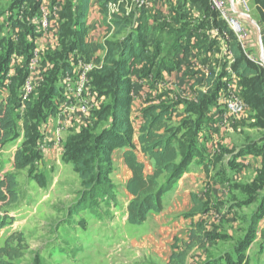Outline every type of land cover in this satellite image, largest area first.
Returning <instances> with one entry per match:
<instances>
[{"label": "trees", "instance_id": "trees-1", "mask_svg": "<svg viewBox=\"0 0 264 264\" xmlns=\"http://www.w3.org/2000/svg\"><path fill=\"white\" fill-rule=\"evenodd\" d=\"M43 1L11 0L10 5L11 8L24 6L37 17ZM118 1L98 0L106 16L109 13V4ZM90 3L91 0H66L62 6L58 22V46L62 53L53 52L52 56L48 54V59L43 60L41 70L44 77L32 97L26 99L24 93L26 82L29 79L27 68H19L20 70H17L16 74L15 70H11L13 67L11 60L15 54L14 47L10 46L5 56H1L0 53V88L7 89L9 92L8 97L0 102V148L19 137V121H23L24 137L26 138L23 145L26 150L22 148L16 155V170L26 169L32 162L41 158L39 150L37 152L32 150L33 142H36L39 135L38 130L43 121L45 108L51 107L50 115H54L51 112L52 108L56 109L54 100L61 96L60 88L57 86L61 79L60 73L73 75L76 72L74 64H71L72 60L75 62L76 58H71V56L77 54V56L87 59L93 56L92 47L86 41L88 34L86 19L90 11ZM255 3L260 19L264 23V0H255ZM4 7V3L0 1V19L5 15ZM173 11L175 16L172 18V23L175 25L164 23L163 26L155 27L152 30L146 23H142L136 32L131 31L121 42H106L104 46H100L106 50V60L102 70L93 75L91 85L96 84L97 97L107 101V108L98 112V122L95 125L78 130L75 135L69 138L66 145V161L75 167L86 188L82 202L83 210L92 207L96 200L106 199L108 195L106 193L112 187L109 184L103 186L93 182L98 178V175H104L102 172L101 174L97 173L96 161L106 162L109 166L108 173H110L114 151L126 149L124 160L132 172L126 188L132 198L127 208V220L132 226H142L151 213H162L164 196L176 186L196 157L194 150L201 126L208 122L207 115L220 92L225 88L222 84L223 75H217L216 70L211 71L202 83H194L193 89L196 87L202 89L196 90L197 102L191 103L187 109L189 116L194 120L190 123L186 122L188 120H184L179 126L173 124L176 103L171 102L168 92L159 98V103L147 102V106L142 112L139 143L141 152L154 162V172L151 175H146L145 165L140 162L132 142L134 135L131 119L132 103L128 96L131 98L133 81L130 75L132 72H138L142 78L150 75L158 76L163 71H176L179 67L175 62L176 55L181 52L186 55L193 46L200 53L203 51L207 53L206 44L208 41L201 40L197 34L198 31L194 30L196 32L194 33L183 27L185 25L182 22L183 9L174 8ZM118 23L116 21V24L120 26ZM219 24L222 22H217V26ZM34 25L35 27L30 28L31 31L22 27V33L25 35L23 41L26 44H21V47L25 49V56L31 49V46L27 45L28 42L33 41V38L40 33L36 23ZM226 26H219V29L225 31L229 38L228 51L234 58L233 71L242 80V99L254 113L253 128L264 130V69L259 68L255 62L247 58L237 36ZM193 42L194 45H192ZM32 43L35 45L34 42ZM212 46L211 44L209 49ZM1 50H3L2 42H0ZM57 58H63L66 61L58 67ZM67 60L69 64H64ZM197 73L193 70V76ZM128 90H130L129 94ZM93 92H95L94 89ZM166 96L169 98L166 99ZM20 109L24 111L22 116ZM103 122L107 125L100 132L94 134L93 130H96L99 123ZM180 134H182L181 137ZM33 135H36V138H31ZM261 142H264V137ZM260 153L264 157V143ZM29 155L32 158H29ZM108 173L104 176H108ZM257 182L263 185L264 169ZM192 198L194 207L186 215L187 217L205 211V206L198 196L194 194ZM19 200V184L16 175L7 173L3 177L0 176V233L14 223L15 218L12 213ZM263 217L264 198L258 212L251 219L252 223L259 222ZM202 232V225H196L191 229L190 243L186 249H182L176 242L168 264H186L188 252L203 242ZM250 241L246 238L243 245L247 247ZM27 249L24 235L13 234L8 238L4 247L0 248V264H16V261L24 256Z\"/></svg>", "mask_w": 264, "mask_h": 264}, {"label": "rangeland", "instance_id": "rangeland-1", "mask_svg": "<svg viewBox=\"0 0 264 264\" xmlns=\"http://www.w3.org/2000/svg\"><path fill=\"white\" fill-rule=\"evenodd\" d=\"M175 1H169L167 4L168 8L172 4L173 9L182 8V12H190L191 15H188V17L182 16V22L185 24L183 27L194 33H196L194 31L196 30L195 28L205 27L206 24L208 27L214 28L227 25L230 30L234 28V24L240 25L246 31L248 42L253 44V47L244 51L245 55L247 58H249V56L255 57L258 61V63L255 64L258 65L259 68L264 69L263 33L261 29L259 30L260 25L264 28V23L260 19L255 0H245L244 2L243 0H237L236 7L230 3L231 1L226 0L225 20L222 19L219 12L213 9L209 0H199L201 2L195 0H181V2L176 3V6H174ZM1 2L4 3L5 6V15L0 19V42L3 44V50L0 51L1 56H5L8 48L10 46L12 48L13 46L15 54L12 56L11 66L13 67L11 70H15L16 74L17 70L27 68L30 77L32 74L30 66L34 65V62H43L44 59H48L47 55L50 54L52 56L53 52L58 51L62 53L59 46L56 48L46 47V43H44L45 38L43 37V35H49L53 29L58 27L56 24L58 20L55 15V7L59 9V1L53 0L54 5L48 9L50 18L49 28L47 30H43L41 27L38 20V15L40 13H38L35 22L40 32L37 36L39 40L37 46L32 43L35 42V40H30L28 42L27 45L28 47L31 46V49L26 53L27 56L24 55L25 49L21 47V44H24L23 36H25L24 33H22V27L26 30L35 27L33 18L36 15L34 16L24 6L11 8V0H1ZM156 2V0H147L146 4L140 8L136 0H125L124 6L126 8L119 10V12L112 17V21L115 18L118 20V24L123 28L124 32L122 33L117 30L112 32L109 28L110 30L106 33V37H110V40L114 39L116 42H120L123 34H127L128 30L138 28L141 21L138 20L139 15L142 16L145 13L148 14L147 18L149 20L155 19L158 21L152 25L153 28L163 26L164 23H167L165 21L169 20L171 16L163 14L161 17H158L162 12L156 10ZM125 12H128L127 17H122L121 14ZM154 12L156 14L155 17L153 15ZM249 14L252 15L250 20L248 19L249 17H244ZM211 15L213 16V20L210 19ZM106 22V27L110 26L109 16ZM217 22H222V24L217 26ZM113 24L115 25L114 21ZM127 25L131 26V28ZM199 31L200 29H198V32ZM156 34H158L157 31ZM197 34L200 36L201 40H205L206 35L204 32L200 31V33ZM211 36L214 37V34ZM215 39L223 46L222 51L211 55V58H208L207 63L204 62L203 66L208 65V68L216 70L217 75L222 74V84L225 87L223 91L231 93L232 95L235 93L228 91L230 90V84H232L230 76H232L231 74L234 67V64H232L233 60L230 59V54L226 52V44L222 35L216 33ZM94 54L97 55L95 59H91L94 55L89 59L77 56V54L71 56V58H76L75 62H71V64H74V68L78 69L76 74L83 70H87L88 77H90L91 81L93 75L102 70L101 68L106 60V57L103 58V52L97 51L94 52ZM208 55L209 54H207V56ZM209 59L210 63H208ZM57 61V66L59 67L66 60L57 58L56 62ZM64 64H69L68 60ZM158 64L159 62L157 65ZM187 66V64L182 65L177 71V74H175L178 78L177 84L180 85L177 86L178 88H176V90L178 92L182 90V92L179 93L180 97H178V99L186 101V110L189 109L187 102H195L188 101V99L192 98L190 93L194 90L192 89L191 91L192 81L189 78L193 73V68L190 67L188 69ZM91 67H94V69L90 70ZM186 68L188 70H185ZM65 75V73H60L61 79L58 81L57 86H61L63 83L67 82L65 78H63ZM233 75L237 77L234 71ZM191 77L193 79V76ZM67 78L72 79V76H67ZM196 80L202 81L203 78L198 76ZM238 80L241 86L242 80H240V78H238ZM134 81L137 82L136 77H134ZM33 82L32 80L31 84L33 90L31 92L26 93V90H24L26 99L32 97L34 94L33 92H35L37 88V85ZM92 86L93 85H91V89H94L95 93H97L96 84ZM139 86L140 84H137L136 90ZM138 90L140 94H143V91H140V89ZM129 92L130 90H128V94ZM131 92V98L129 96L128 98L133 105L134 99L132 97L135 92L134 86ZM8 95L9 92L7 89L0 88V102L6 99ZM82 100H86V96L83 97ZM96 100L98 106L92 105L90 116H76V118H71L67 127L61 128L59 134L57 132L59 129V119H53L56 117L57 109L52 108L51 112H53L54 115H50L51 107H46L41 127L38 130L39 135L37 138L36 135L31 137L36 138V142H33L34 145L32 146V150L35 152L39 150L41 158L38 159V161L35 160V162H32L26 169L16 170L15 168L17 152L23 148L26 141L23 131V121L18 122L19 137L14 141L7 142L0 148V176L3 177L7 173L15 174L19 184L20 194V200L12 213L15 218L14 223L3 229L0 233V248L4 247L8 238L15 233L23 234L28 246L24 256L16 261V264H142L141 261L144 260L142 257V247L133 245L132 248L130 245L132 238L136 234L135 237L142 236L146 229H139V226H132L126 219L130 199L123 188V176L120 170V155L112 157V169L110 173H108L109 166L106 162L102 160L96 161L97 173L99 174L100 172L101 174L102 172L104 175L108 173V176L98 175V178L93 182L103 186L109 184L112 185V187L110 188V193H106L108 194L106 199L96 200L92 207L85 210L82 209V202L86 188L76 172L75 167L72 163H67L66 161V145L68 144L69 138L75 135L78 130L87 129V126L95 125V123L98 122V112L107 108V101L101 99L99 96ZM138 103L139 101L137 100V108L140 109V105L141 103L143 104V102L140 99V103ZM20 114L21 116L24 114L22 109H20ZM249 116L250 117L247 120L244 119V121H248V125L253 127L255 116L253 114ZM183 120H188L186 122L190 123L194 118L188 114ZM183 120L175 125H181L184 122ZM48 124H50L52 128L49 127ZM106 125L105 122L99 123L96 127L97 129L93 130V133L100 132ZM240 126L242 125H238V127ZM237 131H239V128ZM248 134H251L252 140H259L260 137L264 135V132L262 134L257 131L250 133L245 130L243 131V127H241V131L236 132L234 135H230V141L241 144V142L246 141ZM56 138L57 142H49V140ZM23 150L26 149L23 148ZM29 158H32L31 155H29ZM222 168L224 167L222 166ZM252 177L253 176H248L247 182H241L239 185L235 184V191L231 197L229 199L225 197L221 202L213 206L218 216H222L223 212H227L226 209H228L234 217V221L225 224V228L215 237L209 235L211 234L209 232L203 234L207 241L205 243L206 245L201 247V249L208 248L206 256L200 262L196 260L192 264H225L223 258L230 253L236 256L235 249L237 250L239 245L240 249L238 250H248L244 254L243 261L246 260L245 264H264V217L261 221L255 224L252 223L251 216L254 214L258 203L245 204V202L247 200L249 201V198L253 196L250 194L249 197L248 194L240 188V186L246 184L247 187L245 188H252L248 185L251 183ZM257 199L256 201H259V198ZM230 202H232V204H230ZM204 212L208 213L209 211L205 209ZM246 238L248 241L251 240L247 246L248 248L243 245ZM138 250L141 251V257L135 255V252L138 254ZM197 252L201 253L199 246L193 248L189 252V256L195 255ZM145 260L148 261L149 259L145 258Z\"/></svg>", "mask_w": 264, "mask_h": 264}, {"label": "crops", "instance_id": "crops-1", "mask_svg": "<svg viewBox=\"0 0 264 264\" xmlns=\"http://www.w3.org/2000/svg\"><path fill=\"white\" fill-rule=\"evenodd\" d=\"M58 1H59V5H58L59 9L55 7L56 9L55 15L58 20L56 24L58 27L53 29V31L49 35L48 34L43 35V37L45 38L44 43H46L45 46L48 48L50 47L56 48L58 46V41H59L58 22H59L62 6L65 4L66 0H58ZM156 1H157L155 3L156 10L162 12V14L160 15L157 14L158 17H161V15L163 14L170 15L171 18L165 22L175 25L174 23H172V18L175 16L174 11L172 10L173 5L171 4L169 8L167 5L171 0H156ZM229 1H231L230 3L236 7L237 0H229ZM43 2L45 4H48V7L54 5L53 0H44ZM179 2H181V0H176L174 2L175 3L174 6H176V3ZM160 9H162L163 11ZM121 15L122 17H127L128 12H125ZM147 15H148L147 13L143 14L142 16L139 15L138 20H141L139 25H141L142 23L143 24L146 23L149 26V28L153 30L154 28L152 27V25H154L158 21H156L155 19L149 20L147 18L148 17ZM153 15L155 17L156 15L155 12L153 13ZM183 15L185 17L186 16L188 17V15H191V13L183 12ZM107 17L108 16H106L98 0H91L90 11L86 19V25L88 27V34L86 36V41L91 45L94 55V57L91 59H95L97 57V55L94 54V52L97 51L103 52L104 53L103 58H105L106 50L102 49L100 46H104L106 42H116L114 39L113 41L110 40V37H106V33L110 30L109 26L106 27ZM244 17L246 18L249 17L248 19L250 20L252 15L249 14L248 16H244ZM210 19L212 20V16L210 17ZM116 21L118 20H116L115 18L114 19L115 30L123 33L124 32L123 28L118 26L116 24ZM128 27L131 28V26ZM195 29L196 31L200 29L201 32L205 33L206 35L205 39L208 41V44H206L207 53H205L204 51L200 53L199 50L193 46L190 48V51L186 55L182 52L176 55L175 62L179 66L176 71H172V72L163 71L159 73L158 76L150 75L148 77H142V78H141L142 75L138 72L137 73L132 72V74L130 75L133 81V86L135 87V92L133 93L134 101L131 107L132 130L134 134L132 142H133L134 150L138 155L140 162H142L145 165L146 175H151L154 172V162L148 159V157H146L141 152V146L139 143L140 129L142 127V112L147 106V102L159 103L160 102L159 98L162 95H164V93L168 92L171 102L176 103V107H175L176 112L173 114V124H177L178 122L185 119L188 116V112L185 106L186 101L183 99H178V97H180L179 93L182 92V90H179V92L176 90V88H178L177 86L180 85L177 84L178 78L175 76V74H177V71L182 67V65L187 64L188 69L191 67L195 72H198L197 75L194 76L193 73L191 72L192 73L191 76H193V79L191 76L188 75L190 80L192 81V85L194 83H202L205 77H208L211 71H214V69L208 68L207 67L208 65L203 66L204 62L207 63V59L211 58V55L221 52L223 48V46L218 42V40L215 39L216 33L222 35V38L226 44L225 46L226 52L230 54L229 55L231 57L230 59L233 60L232 64H234V58L232 54L228 51L229 38L225 31L219 28L208 27L207 24L205 27L195 28ZM260 29L263 33L262 44L264 49V28L262 27V25L259 26V30ZM131 31L136 32L137 29L128 30V33H130ZM200 31L198 33H200ZM127 34H123L120 42L127 36ZM213 34L214 37L211 36ZM33 40H35L34 44L37 46L39 37H35V39L33 38ZM244 43L246 48L245 51L253 47V44L249 43L247 39L245 40ZM194 44L195 43L193 42L192 45ZM211 44L213 46L212 48L209 49V46ZM207 54L209 55L207 56ZM73 61L74 60H72V62ZM209 61L210 59L208 60V63H210ZM41 66H42V62L41 63L34 62V65L30 66L31 68L30 71H32L31 72L32 74L30 75L29 79L31 82L33 80L37 85V87L41 85V82L44 77L41 70ZM187 68L185 70H188ZM77 70L78 69H76V71ZM69 75L71 74H66L63 77L65 78V81H67V76ZM231 75L232 76H230V79L232 80L231 83L233 85L230 84V90L228 92H233L235 94L231 95V93H226L223 90L222 92H220L219 96L217 97V100L215 101L214 105L211 107L207 115L209 118L208 122H206L201 126L200 132L197 136L196 148L194 150L196 157L193 159L187 172L178 181L176 186L164 196L163 212L160 214L151 213L148 217L147 222H145L142 226L138 227L139 229L144 228L146 229V231L143 233L142 236L139 237H135L137 235L136 234L131 240V244H130L131 247L133 245H136L137 247H142V252H143L142 257L144 258V260L141 261L142 264H168L173 254V246L174 244H176V242L182 249L188 248L190 243V239H189L190 231L196 225L203 226V232H202L203 242L197 245L199 246L201 253L197 252L195 255L189 256V252L191 251L190 250L187 255L186 264H192L196 260L199 262L203 260L204 257L206 256V251L208 249V248L201 249V247H204L206 245L205 243L207 241L205 240L203 234L209 232L211 233L209 235L215 237L216 235L220 234V232L225 228V224L234 221V217L231 215L228 209H226L227 212H223L222 216L221 215L218 216L216 215L217 213L214 211L215 209H213L214 208L213 206H215L216 203L221 202L225 197L229 199L235 191L234 185L235 184L239 185L241 182H247L248 176H253L251 183L248 184L252 188L250 189L245 188L247 187V184L244 186L241 184L242 186H240V188H242L245 191V193L248 194V196L251 194L253 197L249 198L250 200L249 201L247 200L245 204H252L254 202L258 203L257 208L253 215H255L259 210V207L264 198V183L263 185H260L257 182L260 176L262 175V171L264 169V157L260 153L262 149V145L264 143L261 142L264 135L261 136L259 140H252L251 134H248L246 141L241 142V144L231 142L230 135H234L236 132L241 131V127H243V131L245 130L250 133H253V131H257L262 134L264 130L250 127L247 123L248 121L245 122L250 117L249 115L252 114L254 115V113L248 107L238 115L232 116L228 113V110L226 108V99L232 96H237V94L242 98V93H243L242 86L239 85L238 83L239 80L237 77L233 75V71ZM72 76H74V74ZM198 76L202 77L203 80L197 81L196 77ZM134 77L137 78V82L134 81ZM137 84H140L138 89H140V91H143V94H140L138 89L136 90ZM192 85H191V91L193 89ZM64 87L65 88L67 87V82L59 86L61 91L60 93L64 91ZM193 90L194 91L190 93L192 98L188 99V101L197 102L196 90H202V89H200V87H196ZM165 98L167 99L169 97L166 96ZM140 99L142 100L143 104L141 103L140 105L141 107L140 109H138L137 100L140 103ZM190 104L191 103L187 102L188 106ZM244 119L246 120L244 121ZM48 125L49 127H51L50 124ZM238 125H242V126L238 127ZM238 128L239 131H237ZM179 136L181 137L182 134H180ZM56 140L57 138L55 140H49V142H53V141L57 142ZM125 150L126 149L115 150L113 157L120 155V170L123 176V180H122V183L124 185L123 188L127 193L129 199L131 200L132 198L126 188L128 181L132 176V172L128 168L124 160ZM221 164L224 168H222ZM194 194L198 196V198L204 204L205 206L204 208L207 209L209 212L208 213L203 212L201 214L192 217H187L186 215L189 214L194 207V202L192 198ZM257 198H259V201H256ZM230 204H232V202H230ZM253 215L251 216V218L253 217ZM126 219H128V213ZM238 249L237 250L235 249L236 256L233 253H230L227 254L228 256H225L223 258L225 264L246 263V260L243 261V259H244V254L248 250L246 249L243 251ZM135 255H137V257H141V251L138 250V254L135 252ZM145 258H148L149 260L146 261Z\"/></svg>", "mask_w": 264, "mask_h": 264}, {"label": "built area", "instance_id": "built-area-1", "mask_svg": "<svg viewBox=\"0 0 264 264\" xmlns=\"http://www.w3.org/2000/svg\"><path fill=\"white\" fill-rule=\"evenodd\" d=\"M147 0H136L137 4L141 7H143L146 4ZM245 0H243L244 2ZM125 0H119L118 2H112L108 6V16H109V28L112 31H115V25L113 24L112 17L116 13L119 12V10L126 8L124 6ZM211 6L213 9H215L219 14L221 15L222 19H226L225 14V6L227 1L226 0H209ZM138 6V7H139ZM49 7L48 4L41 5L38 13V20L40 22L41 27L43 30H47L49 28V18H50V12L48 11ZM235 35L238 38V41L242 45V48L245 50V40L247 39L246 31L237 24H234V28L232 29ZM39 32V29H38ZM250 60H252L255 63H258L257 59L255 57H250ZM261 65V63H260ZM93 70L94 67H91L90 70ZM78 71V70H77ZM75 72L74 76H72V79L67 78V87H64V91L61 93V96L57 97L54 100L57 113L56 117L53 119L58 118L59 119V129L58 134L61 128H66L69 124V121L71 118L78 116V117H85L90 116L92 105L98 106L97 103V94L93 92L91 89V80L90 77H88L87 70H83L82 72H78L76 74ZM68 76V77H70ZM26 93L31 92L33 90L32 84L30 82V79L27 80L25 85ZM92 92H91V91ZM25 93V91H24ZM86 96V100H82L83 97ZM248 106L246 105L245 101L240 96H232L226 99V108L228 110V113L232 116L238 115L242 113ZM58 138V137H57ZM55 140V139H53Z\"/></svg>", "mask_w": 264, "mask_h": 264}]
</instances>
